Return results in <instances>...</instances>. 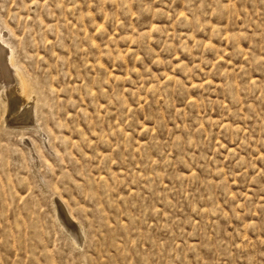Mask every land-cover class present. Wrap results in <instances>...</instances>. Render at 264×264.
<instances>
[{"label":"rangeland","instance_id":"1","mask_svg":"<svg viewBox=\"0 0 264 264\" xmlns=\"http://www.w3.org/2000/svg\"><path fill=\"white\" fill-rule=\"evenodd\" d=\"M0 43V264H264V0H0Z\"/></svg>","mask_w":264,"mask_h":264},{"label":"bare ground","instance_id":"2","mask_svg":"<svg viewBox=\"0 0 264 264\" xmlns=\"http://www.w3.org/2000/svg\"><path fill=\"white\" fill-rule=\"evenodd\" d=\"M9 56L10 62L12 64L11 55L7 53L5 48L0 43V74L5 73V67H6V56ZM8 58V57H7ZM9 60V59H8ZM15 67V66H14ZM8 68V67H7ZM11 68V67H10ZM17 68V67H16ZM12 69V68H11ZM19 69V68H18ZM15 83L13 85L12 92H14L15 95L21 100H24V103L26 104L28 101L32 99L33 91L31 86L27 83L25 78L21 75V73L17 69H13L12 71ZM11 73V74H12ZM7 74V73H6ZM9 75V74H8ZM8 77V76H7ZM9 77H11L9 75ZM28 104V103H27ZM63 217V216H62ZM65 219V218H64ZM66 220V219H65ZM68 221V220H67ZM71 221V220H70ZM77 224V223H76ZM76 226V225H74ZM77 230V229H73ZM79 231V230H78ZM76 232V231H75Z\"/></svg>","mask_w":264,"mask_h":264}]
</instances>
